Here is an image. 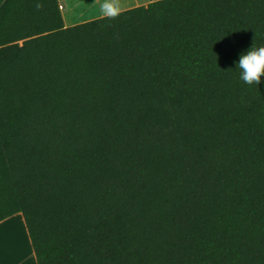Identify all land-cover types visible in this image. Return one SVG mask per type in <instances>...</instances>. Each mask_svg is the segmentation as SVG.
<instances>
[{
    "label": "trees",
    "instance_id": "trees-1",
    "mask_svg": "<svg viewBox=\"0 0 264 264\" xmlns=\"http://www.w3.org/2000/svg\"><path fill=\"white\" fill-rule=\"evenodd\" d=\"M253 44L264 0L69 26L58 0H0V221L22 215L36 264H264Z\"/></svg>",
    "mask_w": 264,
    "mask_h": 264
},
{
    "label": "crops",
    "instance_id": "crops-1",
    "mask_svg": "<svg viewBox=\"0 0 264 264\" xmlns=\"http://www.w3.org/2000/svg\"><path fill=\"white\" fill-rule=\"evenodd\" d=\"M71 1L72 3L70 5L69 0H58L63 17L64 26L73 25L79 22H83L89 19L102 16L99 13V3L101 2V0H71ZM150 1L152 0H123L124 7L122 10L138 5H144ZM70 10L71 12L74 11V13H70L69 12ZM64 11L66 13H63ZM14 215H16V213L0 221V227L4 225L8 226L10 223H12L10 219ZM9 221L10 223H8ZM11 225L12 224H10V226ZM23 225L25 227L24 223ZM25 233L27 235V241L30 243L26 228H25ZM13 249H14L13 242H10L7 246L4 247L3 251L0 252V264H36L32 249H30V251L25 250V253L18 259L15 258L13 255L14 254Z\"/></svg>",
    "mask_w": 264,
    "mask_h": 264
},
{
    "label": "clouds",
    "instance_id": "clouds-1",
    "mask_svg": "<svg viewBox=\"0 0 264 264\" xmlns=\"http://www.w3.org/2000/svg\"><path fill=\"white\" fill-rule=\"evenodd\" d=\"M37 9L41 4L36 5ZM124 7L123 0H101L99 3V13L111 20L117 19L122 14ZM240 70V80L248 85H259L264 78V45L253 46L245 53H241L237 61V67Z\"/></svg>",
    "mask_w": 264,
    "mask_h": 264
},
{
    "label": "rangeland",
    "instance_id": "rangeland-1",
    "mask_svg": "<svg viewBox=\"0 0 264 264\" xmlns=\"http://www.w3.org/2000/svg\"><path fill=\"white\" fill-rule=\"evenodd\" d=\"M69 2L71 5L72 1L69 0ZM69 12L74 13V11L71 12V10ZM63 13L66 12L64 11ZM10 220L12 221V223H10V221L8 223L12 224L11 226L9 224L8 226L4 225L0 227V252L3 251L4 247L7 246L10 242H13V255L18 259L25 253V250L30 251L31 246L27 241V235L25 233L22 215L20 213H16V215L11 217Z\"/></svg>",
    "mask_w": 264,
    "mask_h": 264
}]
</instances>
